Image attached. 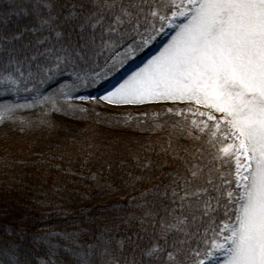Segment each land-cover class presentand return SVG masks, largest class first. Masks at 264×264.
Listing matches in <instances>:
<instances>
[{
    "label": "snow or ice",
    "instance_id": "1",
    "mask_svg": "<svg viewBox=\"0 0 264 264\" xmlns=\"http://www.w3.org/2000/svg\"><path fill=\"white\" fill-rule=\"evenodd\" d=\"M21 13L33 16L35 26L0 34L4 96L35 93L36 103L59 111L57 99L71 95L64 92L67 83L48 95L41 93L43 85L67 72L75 90L76 83L99 78L163 36L158 52L100 99L116 106L169 100L202 105L210 111L193 115L205 117L203 127L193 124L222 139L221 158L235 163L233 178L213 186L215 195L206 187L191 193L197 199L189 213L183 211L187 190L180 214L165 204L176 202L171 185L163 191L153 185L133 197L139 215L131 219L140 224L135 239L117 240L106 229L85 245L78 242L80 233H51L69 242L67 264H264V0H32ZM29 32L41 34L35 43H24ZM29 106L0 103V122ZM218 212L216 227L201 233L205 219L216 223ZM56 249L50 245L49 255Z\"/></svg>",
    "mask_w": 264,
    "mask_h": 264
},
{
    "label": "trees",
    "instance_id": "2",
    "mask_svg": "<svg viewBox=\"0 0 264 264\" xmlns=\"http://www.w3.org/2000/svg\"><path fill=\"white\" fill-rule=\"evenodd\" d=\"M31 3L0 0V34L10 36L25 26H35L33 16L17 14L21 6ZM39 35L26 33L24 43H35ZM55 79L49 85L54 92L61 84L72 82L65 81V74ZM34 96L22 91L12 94L8 102L7 96L0 101L31 105L0 122V241L8 252V257H0V264L17 260L67 264L72 258L66 251L69 242L51 233H80L78 242L85 245L106 229L117 240L125 236L135 239L140 224L131 219L139 215L132 198H139L144 189L161 185L163 191L171 185L169 196L174 189L176 202L166 199L165 204L178 215L185 190L189 196L183 201V211L191 212L197 199L192 192L206 187L215 195L213 186H221L223 178H233L229 173L234 172V161L221 158L218 151L222 139H213L205 128V141L199 140L198 130L185 129L176 115L159 111L156 117L131 120L126 111L102 108L97 113L90 102H83L70 108L73 116L66 110L76 103L62 98V108L56 105L59 111H54L40 108L42 103L32 100ZM50 122L55 125L49 127ZM137 122L141 128H133ZM27 124L30 126L23 129ZM192 171H197L196 178ZM210 222L205 219L201 233ZM50 245L57 246L55 256L49 255Z\"/></svg>",
    "mask_w": 264,
    "mask_h": 264
},
{
    "label": "rangeland",
    "instance_id": "3",
    "mask_svg": "<svg viewBox=\"0 0 264 264\" xmlns=\"http://www.w3.org/2000/svg\"><path fill=\"white\" fill-rule=\"evenodd\" d=\"M24 1H27V0H24ZM123 51V50H122ZM137 57H136V52H134L131 56H129L127 59H126V62L123 63L122 65L119 63V62H116L112 67H111V70L108 71H104L101 73V76L99 78H105V79H114V81H118L119 83H123V81L125 79H127V77L129 75H131V73L133 71H136L138 70V68L140 67H133L135 66V63L137 64ZM147 63V62H146ZM143 67V66H141ZM116 69V70H115ZM124 72V75H122L121 73ZM119 77V78H118ZM114 84H112L113 86ZM115 86H118V85H115ZM0 88H2V86H0ZM70 90H65L64 92L65 93H68ZM111 91V90H109ZM109 91H106L102 94H99L96 98H95V101L99 104H102V105H108L110 107H114V108H119V109H137V108H143V107H152V106H157V105H165L167 107H177V108H181V109H198V110H209L207 108H204L202 105H197V104H190L188 102H184V101H145L143 104H134V105H121V106H116V105H112V104H109L107 103L106 101L100 99V97L102 96H105L107 95V93ZM22 92V91H21ZM20 93V92H19ZM18 93V94H19ZM11 97V100L13 99L12 98V94H8L7 95V100L6 102L10 101L8 100V98ZM62 97V96H61ZM61 97H59L57 99V102H56V105H59L61 106L63 101L61 100ZM76 102H80V101H76ZM11 104V103H9ZM51 104H42L40 106V108H46L47 106H50ZM81 105V103L79 104ZM69 106V105H68ZM83 107V106H80V108ZM26 107H23L22 109H25ZM70 108H78L77 107V103L74 104V105H71ZM79 108V109H80ZM80 112V110H78V113ZM77 113V114H78ZM15 114L19 115V112L18 110H16ZM30 126L29 124L27 125H24L23 126V129H25L26 127Z\"/></svg>",
    "mask_w": 264,
    "mask_h": 264
}]
</instances>
